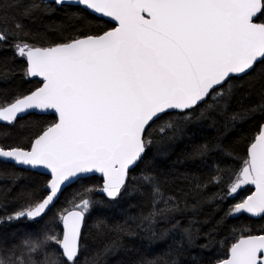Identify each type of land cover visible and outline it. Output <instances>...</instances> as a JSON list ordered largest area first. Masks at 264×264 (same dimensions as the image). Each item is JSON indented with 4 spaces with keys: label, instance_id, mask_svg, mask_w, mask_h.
<instances>
[{
    "label": "snow or ice",
    "instance_id": "6c2138e0",
    "mask_svg": "<svg viewBox=\"0 0 264 264\" xmlns=\"http://www.w3.org/2000/svg\"><path fill=\"white\" fill-rule=\"evenodd\" d=\"M0 124V264H264V0H0Z\"/></svg>",
    "mask_w": 264,
    "mask_h": 264
},
{
    "label": "trees",
    "instance_id": "16d2710c",
    "mask_svg": "<svg viewBox=\"0 0 264 264\" xmlns=\"http://www.w3.org/2000/svg\"><path fill=\"white\" fill-rule=\"evenodd\" d=\"M53 19H56V17H53ZM19 63H22V62L18 61V64ZM25 119H28V118L26 117ZM3 131H7V129H5L3 127V124H0V132H3ZM18 171H19V169H18ZM86 183L100 184V183H102V180H99V179H97V176H94L92 178V180L86 181ZM72 187L74 188V187H76V185H73ZM71 191H72V188H68L66 190L65 194L67 192H71ZM61 201H63V196H61ZM233 223H238V222L237 221H233ZM162 250H163V245L162 244L159 245V246H153V247H149V248H141L140 249L141 253L143 255L149 257V258L159 254Z\"/></svg>",
    "mask_w": 264,
    "mask_h": 264
},
{
    "label": "water",
    "instance_id": "95a60500",
    "mask_svg": "<svg viewBox=\"0 0 264 264\" xmlns=\"http://www.w3.org/2000/svg\"><path fill=\"white\" fill-rule=\"evenodd\" d=\"M99 174H97L96 176L98 177ZM252 190H254V187H252Z\"/></svg>",
    "mask_w": 264,
    "mask_h": 264
}]
</instances>
